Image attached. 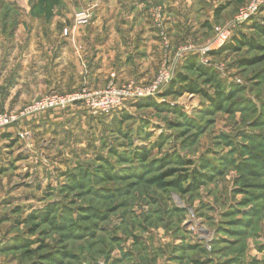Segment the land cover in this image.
Segmentation results:
<instances>
[{"label":"rangeland","instance_id":"obj_1","mask_svg":"<svg viewBox=\"0 0 264 264\" xmlns=\"http://www.w3.org/2000/svg\"><path fill=\"white\" fill-rule=\"evenodd\" d=\"M252 1L0 0V113L20 117L45 96L95 92L111 84L149 87L160 67L175 60L173 82L189 56L215 72L225 95L232 94L221 111H211L201 95L164 96L170 82L150 97L164 105L161 111L136 107V100L104 116L73 103L0 130V264H55L47 260L59 253L70 258L59 257L58 264H127L126 255L128 264H193L189 256L202 264H231L230 254L240 244L242 264L264 258V51L225 49L240 36L264 46L261 33L252 29L253 24L264 29V13L231 30L225 45L208 50L215 29L228 28ZM80 11L90 18L77 22ZM113 35L124 42L120 47L116 41L117 52L129 49L127 41L145 44L139 56L151 54L153 71L143 82H116L109 69L106 83L93 88L84 51ZM181 73L214 95L194 71ZM18 133L26 135L19 139ZM143 149L151 150V162L142 183L94 177L99 168L123 175L137 164L133 153ZM174 154L192 164L180 172L188 176L184 190L194 172L207 175L206 183L185 193L152 185L154 177L175 167ZM81 172L92 176L86 186L80 176V183L71 180ZM47 208L53 211L49 223L32 219ZM82 209L105 220L80 219ZM254 212L255 224L238 222ZM242 227L249 228L244 235L228 233ZM253 229L259 235H250ZM217 238L227 243L214 255ZM18 242L28 249L14 250ZM181 244H200L208 255L173 250Z\"/></svg>","mask_w":264,"mask_h":264},{"label":"trees","instance_id":"obj_2","mask_svg":"<svg viewBox=\"0 0 264 264\" xmlns=\"http://www.w3.org/2000/svg\"><path fill=\"white\" fill-rule=\"evenodd\" d=\"M253 28L257 29V31L259 33H261L262 37L264 38V29L263 28H261L257 24H253L252 29ZM243 47H248L251 49L264 51V46L258 45L253 39L246 38V36H240V38H236V40L234 39L231 43V46H227L225 49L231 50V51H237ZM256 62H258V61L255 60V63ZM180 69L182 71H184V70L190 71V72L194 71L195 74L197 75V77L200 79H203V82L206 85H211L215 89L214 95L209 96L208 94L204 93L202 90H200L198 88V86L195 84L194 81H191L189 77H186L185 75H183L181 73L182 72L181 71V72L177 73L176 78L173 80V82H171L168 89L166 91H164L165 92L164 96L179 95L183 92L189 93L191 95H201L204 99H206L209 102L210 108L212 109L211 111H214V110L215 111H221L224 102L231 101L232 94L231 93L226 94V95L224 94L219 82L217 81V76L215 75V72L205 69L202 66V64L200 65L196 56L187 57L184 60ZM176 85H179V87H180L179 91L178 90L174 91V89L177 87ZM135 103H136L135 104L136 107H150L156 111H161L164 107L163 104L162 105L157 104L155 101L152 100V98L141 99ZM3 138H10V136L4 135ZM162 138H163V136H161L160 139H162ZM119 159L121 160L120 161L121 163H125V161H127V163L129 162L128 158H127V160H124V158H122V157H120ZM150 159H151V150L143 149L141 151L133 153V160L137 164H135L134 166H133V164H131L129 166V169L127 171H125L123 175L113 174V171H111L109 168H106V169L99 168L96 171L94 177L96 179H98V178H101V179L105 178L106 180L109 179V181L128 182V181L135 180L137 182L142 183L144 181L145 176L148 174V171H149L148 167H149L150 162H151ZM170 161H172L171 164L174 163L175 167L170 168L168 171H166V174H160L159 176H156L152 179V182H153L152 185L156 186L158 189L165 190L168 188H174V189H178L181 193H185L186 191L189 192L191 189L196 190L201 185L206 183V181H207L206 178H208L207 175H204L200 171L194 172L193 173V180H192L191 184H187L186 185L187 189L184 190L182 188V185H183V183H187L188 176H187V174H180V172L183 171V168H182L183 166L192 165V164L190 162L183 161L176 154H174L172 157H170ZM185 163H188V164H185ZM161 166H162V164H161ZM206 167H207L206 162L202 161L200 163V168L205 170V169H207ZM177 168H179V169H177ZM79 176L82 179V184L86 183L85 179L87 180V184H89L91 182L90 179L92 176H90L86 172L78 173V176H71V180L73 182H75V184H76L77 180H78V183H80L79 182L80 181ZM174 176H175V178H173V180L165 181V179H168V178H171ZM84 186H86V185L84 184ZM250 196L252 197V194H250ZM79 211H80V213H79L80 219L84 218V220H86V221L91 220V219H93V220H105V218L103 219L101 216L93 214L90 211H85L83 209L79 210ZM52 213H53V211L50 210V208L49 209L47 208L46 214L44 216H41V217L38 216V218H35L33 216L32 219L42 221L43 223H49L50 216ZM249 216H250L249 219H247V220L238 219V222H240L245 227H247L248 224H250L251 219L254 220V224H255L258 217H259L257 215V213H255V212L253 214L251 213V215H249ZM248 229L249 228H247L245 230L242 227V228H240V230H237V231L231 232V230H229L228 233H230L231 236L235 237L239 234H243V235L246 234ZM224 232H226V231H224ZM218 233H220V230L218 231ZM250 235H253L254 237L259 235L258 229H253V232ZM115 241L118 242V240H115ZM224 242H226V240H223L221 238L220 239L217 238L216 240H214L213 243L211 244V254H214L217 250V246L222 245ZM232 243H228V244H232ZM200 244L194 245V246H191L189 244H181V246L173 248V250H176V251L181 250V251H185V252L188 251L191 253H197L198 251H200L202 255H206L207 252H206L205 248ZM239 244H240V242H239ZM239 246H240V248L238 247V249L234 250L235 252H232V254H230L233 256L232 259L230 260L232 262L231 264H242L243 263V259L245 256V245L240 244ZM28 247H29L28 244L18 242V244L16 246H14V250L28 249ZM259 250H262V249H259ZM207 255H208V253H207ZM129 256L126 255V257L128 258V259H125L128 261L127 264L129 263V258H130ZM55 257H57V258L55 259ZM55 257L50 258L47 261L58 264L59 260H57V259H59V257H62V259L63 258H65V259L70 258L69 256H67L63 253H59L58 256H55ZM174 257L176 258L175 255H174ZM193 257H196V256L193 255ZM187 260L193 264H202L201 262H198L197 260H195L194 258H191L190 256L187 257ZM41 261L36 262L35 264H43ZM252 263L253 264H264V258L261 259L260 261L253 260Z\"/></svg>","mask_w":264,"mask_h":264},{"label":"built area","instance_id":"obj_3","mask_svg":"<svg viewBox=\"0 0 264 264\" xmlns=\"http://www.w3.org/2000/svg\"><path fill=\"white\" fill-rule=\"evenodd\" d=\"M259 13H264V0H253L248 6L239 10L236 18L225 30L215 29L216 36L213 44L208 50H213L225 45L230 39L231 30H235L243 23L248 22ZM77 22H85L90 18V14L84 11L75 14ZM175 60L167 62L160 67L155 78L150 82L149 87L136 86L133 83L126 87H117L111 84L100 91L88 92L79 90L66 95H49L34 100L25 109L21 116L0 113V130L10 125L16 124L20 118L33 116L52 109H59L68 104L85 103L89 110L95 115L111 116L124 109L129 102H134L143 98L154 97L162 93L171 82L175 68ZM146 88V91L143 90ZM25 133H18L19 139H23Z\"/></svg>","mask_w":264,"mask_h":264},{"label":"crops","instance_id":"obj_4","mask_svg":"<svg viewBox=\"0 0 264 264\" xmlns=\"http://www.w3.org/2000/svg\"><path fill=\"white\" fill-rule=\"evenodd\" d=\"M89 38L92 39V42L94 43L95 36H89L88 39ZM99 41L100 42L96 40V43L94 44L98 45V47L94 48L93 46V50H90L86 53L84 51V56L88 60L87 64L90 70L89 80H92L91 84L95 85L93 88L96 87V89H99L100 86H103L106 83L109 73L110 75L112 74L111 76L114 75V77H116L115 80L112 79L116 82H118L119 79H123L125 81L133 78H139L140 81L143 82L146 80L144 77L151 74L153 71L152 69H149L150 60L152 58L151 54H148L147 52L146 55L139 56L143 49L146 50L144 46L145 44H140V41H127V47L130 46L131 48L129 47L126 52L125 50L117 52L118 49H116V43L118 42L119 44L117 43V45L122 47V43L124 42L122 39L120 40L114 35L107 40L99 39ZM143 58L146 59L144 60ZM109 69L112 72H109ZM96 81L100 83H96ZM93 85H91V87Z\"/></svg>","mask_w":264,"mask_h":264}]
</instances>
